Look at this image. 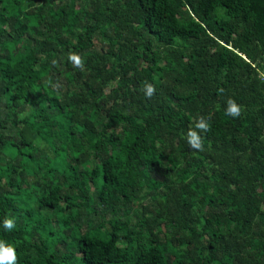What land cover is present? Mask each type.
Masks as SVG:
<instances>
[{
    "label": "trees",
    "instance_id": "16d2710c",
    "mask_svg": "<svg viewBox=\"0 0 264 264\" xmlns=\"http://www.w3.org/2000/svg\"><path fill=\"white\" fill-rule=\"evenodd\" d=\"M262 74L264 0H0L16 264H264Z\"/></svg>",
    "mask_w": 264,
    "mask_h": 264
},
{
    "label": "clouds",
    "instance_id": "9594fccd",
    "mask_svg": "<svg viewBox=\"0 0 264 264\" xmlns=\"http://www.w3.org/2000/svg\"><path fill=\"white\" fill-rule=\"evenodd\" d=\"M69 60L74 61L76 65H81L82 60L76 55H70ZM155 93V87L152 84L145 83V95L151 97ZM240 106L231 97L226 100L225 114L231 117H238L240 115ZM209 124L204 117H199L192 129L186 134V142L189 147L197 150L202 149L203 141L199 133L207 132ZM198 130V131H197ZM5 230H12L16 227L15 221L12 218L6 217L3 221ZM15 249L11 245H6L0 241V264H16Z\"/></svg>",
    "mask_w": 264,
    "mask_h": 264
},
{
    "label": "built area",
    "instance_id": "2783aa9c",
    "mask_svg": "<svg viewBox=\"0 0 264 264\" xmlns=\"http://www.w3.org/2000/svg\"><path fill=\"white\" fill-rule=\"evenodd\" d=\"M262 77L264 78V74H262Z\"/></svg>",
    "mask_w": 264,
    "mask_h": 264
}]
</instances>
